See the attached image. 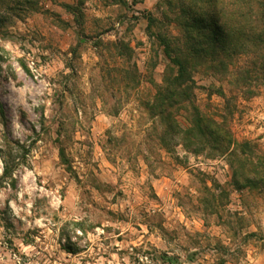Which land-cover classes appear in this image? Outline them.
Listing matches in <instances>:
<instances>
[{
	"label": "rangeland",
	"instance_id": "rangeland-1",
	"mask_svg": "<svg viewBox=\"0 0 264 264\" xmlns=\"http://www.w3.org/2000/svg\"><path fill=\"white\" fill-rule=\"evenodd\" d=\"M193 1L0 0V264H264V49L194 64L244 166L162 141L150 112L171 68L158 37L183 45ZM220 2L264 31V0Z\"/></svg>",
	"mask_w": 264,
	"mask_h": 264
},
{
	"label": "trees",
	"instance_id": "trees-1",
	"mask_svg": "<svg viewBox=\"0 0 264 264\" xmlns=\"http://www.w3.org/2000/svg\"><path fill=\"white\" fill-rule=\"evenodd\" d=\"M199 1L201 5L195 1L187 7L182 5L181 14L175 20L184 34L182 46L171 39L158 37L171 68L150 104V112L157 119L159 128L156 126V129H163L162 141L178 140L194 154L209 149L219 156H236L239 167H242L251 161L253 151L247 143L236 141L225 116L219 121L198 105L194 64L197 61L216 62L225 54L237 55L248 44L264 49V31H255L243 22L228 23L220 0ZM149 22L151 31L157 21L150 18ZM259 71L264 73V61L259 65ZM217 92L213 94L225 98L223 92ZM181 110L189 115L190 127L186 129L179 122ZM250 165L254 174L260 176L261 186L264 187V161L259 159Z\"/></svg>",
	"mask_w": 264,
	"mask_h": 264
},
{
	"label": "built area",
	"instance_id": "built-area-1",
	"mask_svg": "<svg viewBox=\"0 0 264 264\" xmlns=\"http://www.w3.org/2000/svg\"><path fill=\"white\" fill-rule=\"evenodd\" d=\"M147 259V258H146Z\"/></svg>",
	"mask_w": 264,
	"mask_h": 264
}]
</instances>
